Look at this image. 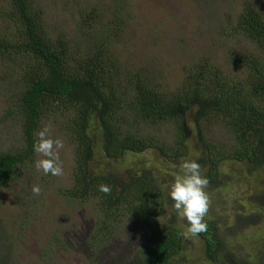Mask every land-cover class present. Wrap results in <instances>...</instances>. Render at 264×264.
I'll list each match as a JSON object with an SVG mask.
<instances>
[{
    "label": "trees",
    "instance_id": "trees-1",
    "mask_svg": "<svg viewBox=\"0 0 264 264\" xmlns=\"http://www.w3.org/2000/svg\"><path fill=\"white\" fill-rule=\"evenodd\" d=\"M115 1L95 2L81 10L82 38L73 42L46 28L44 12L36 9L34 0H0V59L11 62L8 79L16 96L8 115L21 121L24 140L18 149L0 153V188L33 160L41 121L59 114L74 149L73 185L65 189L66 196L96 200L100 233L122 217L150 230V238L131 261L102 264H170L183 251L184 237L176 223L163 229L158 220L166 203L156 178L143 167L126 181L111 163L127 153L152 149L173 160L187 156L192 115L213 165L210 181L217 180L218 165L226 158L264 165V0H244L231 17L230 33L254 44L253 50L230 51L239 71L233 74L200 59L185 68L175 89L166 90L152 85L140 70L128 81L123 78L115 57L128 18ZM210 120L223 123L235 138L228 149L206 139L202 125ZM127 124H172L175 141L162 144L131 132ZM101 184L111 187L110 195L98 190ZM205 221L208 229L199 236L206 241L208 256L217 262L223 258L224 245L217 237L216 221ZM228 253L226 258L235 260L234 252Z\"/></svg>",
    "mask_w": 264,
    "mask_h": 264
},
{
    "label": "rangeland",
    "instance_id": "rangeland-1",
    "mask_svg": "<svg viewBox=\"0 0 264 264\" xmlns=\"http://www.w3.org/2000/svg\"><path fill=\"white\" fill-rule=\"evenodd\" d=\"M110 1L34 0V6L44 12L46 28L53 35L64 33L75 42L82 38L78 27L80 11L95 2ZM243 1H115L128 18L115 57L123 78L128 81V76L140 70L155 87L175 89L184 78L185 68L200 59L236 73L240 68L231 61L230 51L254 48L250 40L230 33L231 22ZM10 68V61L0 59V153L14 151L24 144L21 121L8 115V107L16 97L14 85L8 79ZM56 115L44 118L39 130L51 122V135L63 140L60 158L64 175L56 177L37 171L35 153L33 160L18 168L9 184L0 188V264H102L115 260L127 263L148 241L150 230L131 217H122L107 232L100 233L101 214L96 200L66 196L65 189L73 185L74 149L61 117ZM188 122L192 136L187 141V156L173 160L152 149L140 154L127 153L119 162L111 163V169L120 172L126 181L143 167L151 170L165 197L164 210L158 217L163 229L168 223H176L182 231L188 227L186 219L176 215L169 195L180 162L197 160L207 179L213 169L192 115ZM127 127L165 145L175 141L172 124ZM202 131L211 144L219 147L228 149L235 142L219 121H205ZM218 167L217 180L208 179L205 189L211 199L205 220L217 223V237L224 245L223 258L213 261L208 256L206 241L198 235L184 238L183 251L170 264H264V165L255 167L249 161L226 158ZM34 185L42 188L40 195L32 192ZM229 251L234 252L235 260L226 258Z\"/></svg>",
    "mask_w": 264,
    "mask_h": 264
},
{
    "label": "clouds",
    "instance_id": "clouds-1",
    "mask_svg": "<svg viewBox=\"0 0 264 264\" xmlns=\"http://www.w3.org/2000/svg\"><path fill=\"white\" fill-rule=\"evenodd\" d=\"M51 122L43 126L35 133L34 152L38 159L35 161L37 171L45 175L62 177L64 175L63 162L60 158V150L64 148V142L60 138L51 135ZM209 180L202 174L201 164L194 159H184L179 164V174L175 176L170 186L169 195L174 201L173 209L181 219H186L188 227L181 235L185 239L196 237L208 229L205 217L211 207V199L205 189ZM106 195L111 194V187L101 184L98 189ZM32 192L40 195L42 188L34 185Z\"/></svg>",
    "mask_w": 264,
    "mask_h": 264
}]
</instances>
